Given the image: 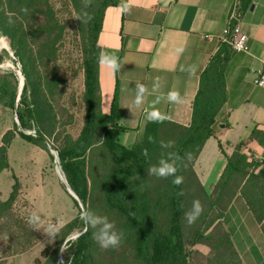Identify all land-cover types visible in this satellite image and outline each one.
Masks as SVG:
<instances>
[{
  "label": "trees",
  "instance_id": "obj_1",
  "mask_svg": "<svg viewBox=\"0 0 264 264\" xmlns=\"http://www.w3.org/2000/svg\"><path fill=\"white\" fill-rule=\"evenodd\" d=\"M69 2L75 17L82 11L92 16L87 23L76 20L82 54L83 124L75 137L60 132L65 128L61 118L67 110L62 99L65 82L59 77L56 60L65 27L50 0H0V32L9 41L21 66L22 93H27V108L20 111L17 106L16 109L18 125L1 137L0 174L9 168L8 148L17 135L46 152H56L60 170L75 198L66 192L76 208L80 203L83 209L95 212L96 197L101 198L102 215L115 222L117 231L123 232V242L115 249L100 248L93 240L92 230L75 217L61 228L65 237L85 226V231L68 243V264H189L190 249L197 244L207 246L223 264H241L220 220L233 198L239 195L264 237V162L248 159L241 152L243 144L236 145L226 157V166L210 194L204 191L193 169L204 143L217 136L219 123L226 125V70L232 50L221 45L200 75L188 127L166 120L160 123L158 118L146 120L142 136L126 148L117 138L119 132L128 129L119 123L116 100L109 115H103L100 110L97 45L105 8L123 7L124 2L92 0L87 8L82 0ZM250 3L251 0H240L244 10ZM25 7L27 14L21 12ZM9 17L13 23L8 22ZM0 85V91L9 88L5 81ZM32 128L35 136L23 132ZM161 141L174 144L171 148H162ZM145 149L148 157L143 155ZM168 152L182 158L177 175L183 177V183L179 186L172 184V177L160 179L147 175L149 166ZM49 157L54 160L52 154ZM13 180L7 200L0 198V235L5 230L9 240H19L21 246L12 254H20L32 246L36 237L32 239L33 233H26L11 215L17 198L23 196L19 182L15 177ZM181 191L184 194L178 195ZM194 200L201 202L203 213L189 226L184 214ZM57 251L45 245L40 257L54 260Z\"/></svg>",
  "mask_w": 264,
  "mask_h": 264
},
{
  "label": "crops",
  "instance_id": "obj_2",
  "mask_svg": "<svg viewBox=\"0 0 264 264\" xmlns=\"http://www.w3.org/2000/svg\"><path fill=\"white\" fill-rule=\"evenodd\" d=\"M120 1L127 10L105 8L97 38L100 53L115 54L121 64L116 72L98 64L101 113L109 115L115 99L119 123L128 129L117 134L120 144L132 147L150 115L152 119L164 115L166 121L189 126L200 75L225 45L207 36H219L233 16L234 24L249 37V54L230 53L226 125L219 123L217 136L204 143L193 169L210 194L236 145L243 144L241 152L248 159L264 162V89L253 85L264 60V0H251L245 10L240 0ZM193 66L194 75L190 73ZM157 80L160 87L154 92ZM138 83L147 89L140 103L136 102ZM173 91L182 97L181 103L169 101L168 93ZM220 223L229 233L241 264H264V237L239 195Z\"/></svg>",
  "mask_w": 264,
  "mask_h": 264
},
{
  "label": "rangeland",
  "instance_id": "obj_3",
  "mask_svg": "<svg viewBox=\"0 0 264 264\" xmlns=\"http://www.w3.org/2000/svg\"><path fill=\"white\" fill-rule=\"evenodd\" d=\"M50 4L60 23L65 27L64 38L57 51L56 60L59 77L65 82V94L62 99L63 106L67 110V114L61 118V121L65 123V128L60 129V132L65 131L75 137L83 124L81 40L75 13L69 0H50ZM1 44L3 46L0 48V82L5 81L9 88L4 92L0 91V140L5 132L13 130L17 126L14 112L19 93L17 106L20 107V111L27 108V93H22V88L20 89L18 86L15 76V71L21 70V66L15 59L14 52L5 36L1 38ZM1 87L2 85H0ZM12 91H14L13 106L10 102ZM17 130L21 131L18 127ZM140 137L136 138L135 142ZM52 147L56 148V145L52 143ZM48 151L25 142L19 136L12 140L8 148L9 168L0 175L1 200H7L14 183L13 177H15L26 198L24 196L17 198L11 215L26 233L29 235L33 233L32 239L36 238H34L32 246L25 252L12 254V251L19 248L21 244L19 240H9L5 230H1L0 264H68V243L73 242L85 231L86 224L63 237L64 231L61 228L65 225L64 223L67 224L75 217L83 220L81 216L83 208L80 203H78V208L73 205L72 199L66 192L65 182L60 180L55 171L54 163L49 157L51 153ZM30 202L44 217L39 218V222L36 224L29 222L32 214H36L32 210ZM101 203V198L96 197L95 212L100 215H102ZM49 229L55 233L54 236L47 234ZM45 245H49L52 249H58L54 260L41 259L40 252ZM62 246L63 251L61 250ZM190 252L189 264H223L220 258L215 259L212 251L205 245L197 244L190 249Z\"/></svg>",
  "mask_w": 264,
  "mask_h": 264
},
{
  "label": "clouds",
  "instance_id": "obj_4",
  "mask_svg": "<svg viewBox=\"0 0 264 264\" xmlns=\"http://www.w3.org/2000/svg\"><path fill=\"white\" fill-rule=\"evenodd\" d=\"M82 4L84 8L90 7L92 4V0H82ZM125 10H127V5H123ZM21 12L27 14L28 9L22 8ZM76 20L80 22L87 23L92 19V16L89 15L88 12L82 11L80 15L75 17ZM9 23H13L11 17H9ZM98 63L102 66H106L112 72L119 71L121 68V64L119 61L118 56L115 54H110L108 52H101L98 56ZM193 75L195 74V67H191V71ZM159 81L157 80L153 84V91H157L159 89ZM147 91L144 84L138 83L136 84V102L140 103L143 97V94ZM168 99L171 102L181 103L182 97L179 95L178 92H169ZM151 120V115L149 116ZM167 119L166 116L161 115L158 117V122L163 123L164 120ZM162 148H171L174 144L173 141H161L160 142ZM143 155L148 157V151L145 149L143 151ZM186 158H190V154H186ZM182 158L174 152H168L166 156H162V158L156 163L151 164L147 170V175L155 176L156 178L160 179H167L172 177V184L175 186H179L183 183V177L177 175L178 172V162H181ZM184 193L181 191L178 195H183ZM203 213V205L199 200H194L192 202V207L185 212V220L186 223L190 226L194 224L199 217ZM81 216L84 223L87 226V229L92 230L93 233V240L100 246L102 249H115L118 248L124 239L123 232L117 231L115 222L110 221L109 218L105 215L97 214L89 209H82ZM30 224H36L39 222V217L33 213L32 216L29 218ZM47 234L49 236H54L55 233L49 229L47 230ZM63 251V246L62 249Z\"/></svg>",
  "mask_w": 264,
  "mask_h": 264
},
{
  "label": "built area",
  "instance_id": "obj_5",
  "mask_svg": "<svg viewBox=\"0 0 264 264\" xmlns=\"http://www.w3.org/2000/svg\"><path fill=\"white\" fill-rule=\"evenodd\" d=\"M233 19H234L233 16H231L226 21V24L224 28L222 29L219 36H207V38L209 40H214L218 38L220 42L227 45L232 50V52L236 54H244V55L249 54V37L245 32L240 30L238 24L236 23L234 24ZM15 76L18 81V85L21 89L24 84V79H23L20 69H17V71H15ZM253 85L257 88L264 89V60L261 63V69L258 75L253 81ZM19 94L17 95V101L19 99ZM17 101L15 105L14 120L18 125V120L16 116ZM23 132L28 135L35 136L34 128L23 131ZM50 151L54 158L53 163H54L55 171L57 172L59 178L61 179L59 171H58V167H57V165H59L58 160H57V154L53 150H50Z\"/></svg>",
  "mask_w": 264,
  "mask_h": 264
},
{
  "label": "water",
  "instance_id": "obj_6",
  "mask_svg": "<svg viewBox=\"0 0 264 264\" xmlns=\"http://www.w3.org/2000/svg\"><path fill=\"white\" fill-rule=\"evenodd\" d=\"M3 36H2V34H1V32H0V44H1V38H2ZM2 44L0 45V48H2ZM51 153V152H50ZM57 167H58V171H59V174H60V177H61V180H64V182H65V185H66V190H67V192L69 193V194H71L74 198H75V196H74V194L72 193V191L70 190V188L68 187V185H67V183H66V181H65V179H64V176H63V174H62V172H61V170H60V167H59V165H57Z\"/></svg>",
  "mask_w": 264,
  "mask_h": 264
}]
</instances>
